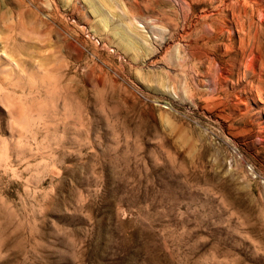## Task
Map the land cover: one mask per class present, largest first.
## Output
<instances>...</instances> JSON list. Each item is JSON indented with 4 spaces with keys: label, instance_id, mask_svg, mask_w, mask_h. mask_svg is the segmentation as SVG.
<instances>
[{
    "label": "rangeland",
    "instance_id": "obj_1",
    "mask_svg": "<svg viewBox=\"0 0 264 264\" xmlns=\"http://www.w3.org/2000/svg\"><path fill=\"white\" fill-rule=\"evenodd\" d=\"M0 264H264V0H0Z\"/></svg>",
    "mask_w": 264,
    "mask_h": 264
},
{
    "label": "bare ground",
    "instance_id": "obj_2",
    "mask_svg": "<svg viewBox=\"0 0 264 264\" xmlns=\"http://www.w3.org/2000/svg\"><path fill=\"white\" fill-rule=\"evenodd\" d=\"M5 46L7 45V44H11L12 43V46L11 47H9V51H10V53H11V56L9 55L7 58H3L4 59V62H6V63H8V64H10L12 61H15L16 60V58L15 57H13V55H14V52H16L15 50H14V52H13V47L14 48H16V50H17V48H21L22 47V44L20 43V42H18L17 41V39L15 38L14 39V37L12 38H9V37H7L5 40ZM25 43V42H24ZM9 44V45H10ZM27 44H29V43H27ZM26 44V45H27ZM23 46H24V44H23ZM22 49V48H21ZM21 51H23V50H21ZM3 61V60H2ZM17 61V60H16ZM24 62V61H23ZM2 63V62H1ZM16 64H18V62H15ZM11 65V64H10ZM8 66V65H7ZM10 67V66H9Z\"/></svg>",
    "mask_w": 264,
    "mask_h": 264
}]
</instances>
